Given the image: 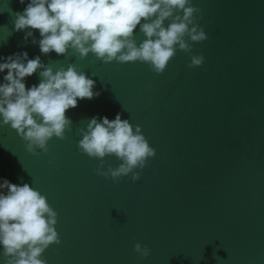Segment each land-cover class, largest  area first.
Returning a JSON list of instances; mask_svg holds the SVG:
<instances>
[{
	"label": "water",
	"instance_id": "1",
	"mask_svg": "<svg viewBox=\"0 0 264 264\" xmlns=\"http://www.w3.org/2000/svg\"><path fill=\"white\" fill-rule=\"evenodd\" d=\"M25 4L0 0V57L27 51L44 65L74 64L95 81L92 99L66 110L71 125L48 151H27L10 125L0 126V177L28 183L57 212L60 242L47 264H264V0H192L207 39L177 50L161 73L147 62H104L69 50L42 54L38 29L15 30ZM182 14V13H181ZM143 19L141 23H143ZM167 24V21H165ZM139 44L145 35L134 30ZM200 66L189 67L191 55ZM37 69L25 78L38 84ZM7 73H0V82ZM121 113L139 125L155 155L140 178L99 175L100 159L79 149L93 116ZM103 168L118 167L115 154ZM149 255L136 252V243ZM0 248V264H4Z\"/></svg>",
	"mask_w": 264,
	"mask_h": 264
},
{
	"label": "clouds",
	"instance_id": "2",
	"mask_svg": "<svg viewBox=\"0 0 264 264\" xmlns=\"http://www.w3.org/2000/svg\"><path fill=\"white\" fill-rule=\"evenodd\" d=\"M25 4V0H19ZM200 9L192 0H28L23 12L16 13L15 30L28 29L25 40L38 29L40 52L58 55L69 50L86 57L90 52L104 62L142 61L161 73L174 56L177 47L190 52L191 41L207 39L203 27L196 23L194 13ZM182 13V14H181ZM143 19V23H141ZM167 21V24H165ZM139 25L145 39L137 44L134 30ZM205 57L191 55L189 67L200 66ZM41 69L38 84L26 88L25 78ZM7 73L0 82V126L10 125L27 141L26 149L48 151L53 137L63 139L71 120L66 110L75 108L79 99H92L95 81L79 71L74 64L53 71L42 63L40 56L29 58L27 51L0 57V73ZM79 149L100 159L99 175L117 181L131 173L140 178L147 159L155 155L139 125L117 113L114 119L93 116L81 128ZM115 154L122 163L103 168V157ZM57 212L47 199L28 183L14 184L0 177V248L4 264H47L41 254L51 243H59ZM134 249L141 256L150 249L138 242Z\"/></svg>",
	"mask_w": 264,
	"mask_h": 264
}]
</instances>
